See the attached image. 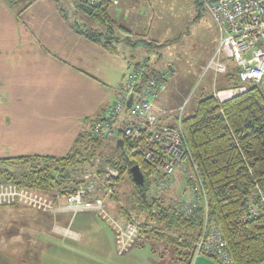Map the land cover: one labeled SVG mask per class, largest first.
<instances>
[{"label": "crops", "instance_id": "crops-1", "mask_svg": "<svg viewBox=\"0 0 264 264\" xmlns=\"http://www.w3.org/2000/svg\"><path fill=\"white\" fill-rule=\"evenodd\" d=\"M144 1L148 0H111V36L116 38L111 52L77 33L71 25L78 22L70 20L57 4L42 14L36 10L46 5L40 0H19L24 2L19 11L16 4L0 0V159L63 157L77 134L91 128L90 122L113 103L120 80L139 62H130L121 46L131 47L143 39L131 40L127 34L159 40L155 37V0L147 11L140 7ZM146 18H150L151 26H146ZM122 31L125 38L118 36ZM218 43L219 39L200 73L213 58ZM147 60L152 71L162 70L149 57ZM233 72L229 64L227 74L216 76V86L229 87ZM114 140L118 150L121 147ZM87 241L104 257L86 256V247L81 244ZM114 244V233L92 212L59 210L52 215L30 207L0 206V264L186 261L185 248L161 238L153 240L149 234L142 233L122 256H116ZM147 245L150 249L144 253ZM140 252L144 259L134 256ZM188 261L217 264L206 256Z\"/></svg>", "mask_w": 264, "mask_h": 264}, {"label": "trees", "instance_id": "trees-1", "mask_svg": "<svg viewBox=\"0 0 264 264\" xmlns=\"http://www.w3.org/2000/svg\"><path fill=\"white\" fill-rule=\"evenodd\" d=\"M6 1L16 4L19 0ZM75 1L79 8L86 6L83 0ZM110 4L111 0H97L88 7L90 13L83 9L97 22L106 24L104 32L80 27L75 22L71 26L90 42L113 52L116 38L111 36L114 21L109 15ZM155 43L146 42L149 46ZM232 77L230 86H235L238 84L235 71ZM97 119L99 117L90 122L91 127ZM181 125L202 178L209 219L220 229L233 264L263 263L264 216L243 218L246 206L255 200L256 189L264 191V91L261 85H247L242 94L223 103H218L213 95L204 97L198 101L192 115L182 118ZM101 144V140L91 135L90 128L77 134L70 151L63 157L0 159V183L12 182L50 196L65 195L82 183L71 175L72 170L92 166ZM131 148L129 139L124 138L117 155L104 162L118 172L117 182L128 172L133 184L130 168L139 165L147 186L152 168L139 153H131ZM134 186L137 196L132 207L137 211L135 215L123 212L125 217L144 221L147 217L157 223L155 228H148L144 223L139 236L149 234L153 240L161 238L174 243L187 250L186 262L192 259L193 243L203 225L202 211L185 216L174 207L163 206L162 201L147 197L146 189Z\"/></svg>", "mask_w": 264, "mask_h": 264}, {"label": "built area", "instance_id": "built-area-1", "mask_svg": "<svg viewBox=\"0 0 264 264\" xmlns=\"http://www.w3.org/2000/svg\"><path fill=\"white\" fill-rule=\"evenodd\" d=\"M83 1L91 7L97 0ZM202 2L219 29L218 47L206 70L210 69L216 78L227 74L231 64L238 82L235 86L213 92L215 100L223 103L242 94L247 85H261L264 80V0ZM173 69L168 66L161 71H152L148 60L139 61L120 80L113 103L93 123L91 135L101 141L121 138L122 144L124 138L129 139L131 153H139L152 168L146 189L150 198L159 199L163 193L175 190L180 177L189 197L172 203V207L185 216L198 210L204 215L200 234L193 243L192 263L199 256H206L217 264H233L220 229L209 219L205 189L181 125L182 118H176L169 125L164 123L168 112L155 108L154 102L164 91ZM104 173L103 177L102 173L99 174V178L93 175L65 195H56V199L62 198V210L73 213L92 211L105 220L113 229L117 254L122 255L134 244L144 223L148 228H155L156 224L149 218L141 222L131 216L122 221L112 216L105 209L103 198L96 195L98 190L106 196L112 194V181L118 177V172L110 166ZM256 190L255 200L244 210V219L264 216V191ZM15 199L50 212L53 208L50 201L26 188L0 186V204Z\"/></svg>", "mask_w": 264, "mask_h": 264}, {"label": "rangeland", "instance_id": "rangeland-1", "mask_svg": "<svg viewBox=\"0 0 264 264\" xmlns=\"http://www.w3.org/2000/svg\"><path fill=\"white\" fill-rule=\"evenodd\" d=\"M29 1L30 0H26L25 3ZM202 1L203 0H155V37L159 39L158 42L155 43V46L146 44V42L150 41V38H146V36L142 38V36L137 37L127 34L126 37L124 31L118 34V36L121 35L123 38L126 37L135 41L137 39H143L139 40L137 44L135 43L131 47L120 45L121 48L126 51V57L130 62L146 60L149 57L151 61L155 62L158 69H164L168 66L174 67L173 71L170 72L168 76L164 91L161 92L158 99L154 102L157 111L168 112L167 118L170 119L171 123H173L176 118H185L192 115L200 99L212 95L215 90L228 88L226 86H222V88H218L220 87L218 85L216 86V78H214L212 71L203 69L200 73L208 55L211 54L213 45L219 39L218 26ZM40 2L46 5L45 7L41 5L42 9H36L37 12L43 14L46 11V13H48L50 11V6L57 4L59 8L67 12L66 16L70 20L78 22L80 27H86L88 29L93 28L99 32H104V30H106V24L103 25V23L97 22L87 12L77 7L75 0H40ZM152 2V0H148L140 3L141 10L147 11L150 6L153 5ZM23 4L24 2L16 3L17 6L15 10L19 11ZM146 26H151L150 18H146ZM118 86L116 87V92ZM261 87L264 91V80L261 83ZM115 141L114 139L103 140L101 146L97 149L98 155L96 156L97 158L94 159L93 165L74 169L71 175L82 182L85 181V183L87 179L92 178L93 175L99 178V174L102 173L103 177L106 168H110L111 166L105 163L104 159L113 158L117 155L116 153L118 150L115 148ZM178 178L179 183L176 189L163 193L158 199L162 201L163 206H173L172 203H177L180 199H188L189 194L188 191L185 190L186 186L182 180L180 181V177ZM116 179L112 181L113 191L109 196L104 195L98 190V182L95 180L94 183L98 190L96 196L103 198L105 209H107L112 216L125 221L127 219L124 215L125 212L131 215L136 214L137 210L132 207L135 204L137 196L136 188L131 182L128 172L123 173L118 182ZM1 185H3V187H21L12 182L0 183V186ZM26 189L50 201L53 211L51 210L50 212L49 210L40 209L37 206L28 205L21 199H15L13 202L0 204V206L18 205L30 207L43 213L48 212L52 215L62 210L63 201L62 198L56 199L57 194L50 196L48 193ZM146 195L149 197V192L146 191ZM57 202L62 203V205L55 204ZM94 214L107 229L113 232L112 227L105 220H102L96 213ZM146 219L148 218L146 217ZM139 220L141 222L144 221L143 219ZM155 224L157 223L155 222ZM139 237L140 236L135 239L134 244H132L128 250L137 243ZM81 245L86 247L83 248L86 256L104 257V255L100 253L99 248H97V250L91 248L92 244L90 242H82ZM113 248L116 256L126 254L125 252L122 255H118L116 247L114 246ZM145 248L144 253L148 252L150 249L148 245L145 246ZM131 252H133V249ZM142 252L138 254L134 253L135 255H133L137 258L144 259V257H142L144 253ZM188 263L189 261L184 262V264Z\"/></svg>", "mask_w": 264, "mask_h": 264}, {"label": "water", "instance_id": "water-1", "mask_svg": "<svg viewBox=\"0 0 264 264\" xmlns=\"http://www.w3.org/2000/svg\"><path fill=\"white\" fill-rule=\"evenodd\" d=\"M86 7L87 6H82L81 8L86 10L88 13H90V10L88 9V7L87 8ZM131 100H132V97L130 98L127 106L130 105ZM117 145L122 147V139L121 138L117 139ZM130 174H131V177H132V181L134 182V184L138 188H140V190L147 189L146 181H145L143 173L141 172V169H140L139 165H133L130 168Z\"/></svg>", "mask_w": 264, "mask_h": 264}]
</instances>
